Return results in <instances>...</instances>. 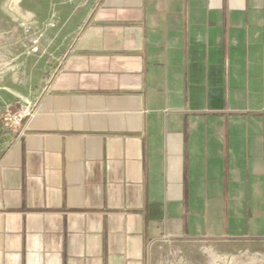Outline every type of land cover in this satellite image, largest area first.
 I'll list each match as a JSON object with an SVG mask.
<instances>
[{"label":"crops","instance_id":"1","mask_svg":"<svg viewBox=\"0 0 264 264\" xmlns=\"http://www.w3.org/2000/svg\"><path fill=\"white\" fill-rule=\"evenodd\" d=\"M91 9L25 135L0 133V264L264 243V0Z\"/></svg>","mask_w":264,"mask_h":264},{"label":"rangeland","instance_id":"2","mask_svg":"<svg viewBox=\"0 0 264 264\" xmlns=\"http://www.w3.org/2000/svg\"><path fill=\"white\" fill-rule=\"evenodd\" d=\"M99 0H0V121L73 50ZM161 246L156 264H264V243Z\"/></svg>","mask_w":264,"mask_h":264},{"label":"built area","instance_id":"3","mask_svg":"<svg viewBox=\"0 0 264 264\" xmlns=\"http://www.w3.org/2000/svg\"><path fill=\"white\" fill-rule=\"evenodd\" d=\"M49 87L47 86L46 91H48ZM38 105L39 100L30 97L21 98L17 102V108L15 110L13 106L7 105L0 121V133L12 139L22 138L25 135L28 122L37 113Z\"/></svg>","mask_w":264,"mask_h":264}]
</instances>
